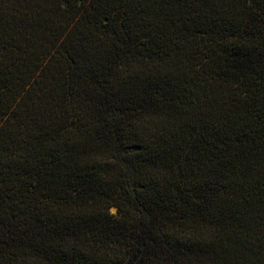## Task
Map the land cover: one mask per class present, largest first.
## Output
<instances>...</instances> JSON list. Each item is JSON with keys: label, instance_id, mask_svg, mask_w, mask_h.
Here are the masks:
<instances>
[{"label": "trees", "instance_id": "1", "mask_svg": "<svg viewBox=\"0 0 264 264\" xmlns=\"http://www.w3.org/2000/svg\"><path fill=\"white\" fill-rule=\"evenodd\" d=\"M0 264H264V0H0Z\"/></svg>", "mask_w": 264, "mask_h": 264}, {"label": "rangeland", "instance_id": "2", "mask_svg": "<svg viewBox=\"0 0 264 264\" xmlns=\"http://www.w3.org/2000/svg\"><path fill=\"white\" fill-rule=\"evenodd\" d=\"M111 211H112V212H115V211H116V208H115V207H113V208L111 209Z\"/></svg>", "mask_w": 264, "mask_h": 264}]
</instances>
